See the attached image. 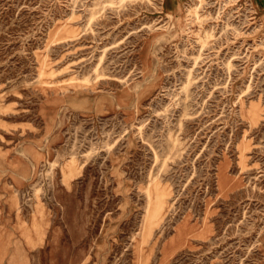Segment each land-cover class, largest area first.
Instances as JSON below:
<instances>
[{
  "label": "rangeland",
  "instance_id": "374dc122",
  "mask_svg": "<svg viewBox=\"0 0 264 264\" xmlns=\"http://www.w3.org/2000/svg\"><path fill=\"white\" fill-rule=\"evenodd\" d=\"M0 264H264V0H0Z\"/></svg>",
  "mask_w": 264,
  "mask_h": 264
},
{
  "label": "bare ground",
  "instance_id": "6f19581e",
  "mask_svg": "<svg viewBox=\"0 0 264 264\" xmlns=\"http://www.w3.org/2000/svg\"><path fill=\"white\" fill-rule=\"evenodd\" d=\"M202 1V0H201ZM148 195H149V193H148Z\"/></svg>",
  "mask_w": 264,
  "mask_h": 264
}]
</instances>
